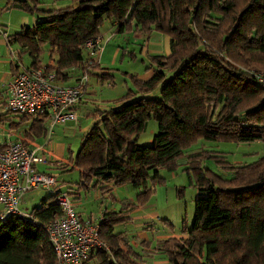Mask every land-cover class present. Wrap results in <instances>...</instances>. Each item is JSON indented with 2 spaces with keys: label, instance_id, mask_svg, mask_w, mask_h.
<instances>
[{
  "label": "trees",
  "instance_id": "1",
  "mask_svg": "<svg viewBox=\"0 0 264 264\" xmlns=\"http://www.w3.org/2000/svg\"><path fill=\"white\" fill-rule=\"evenodd\" d=\"M75 1L41 8V0H6L3 10L46 12L34 24H23L6 36L11 46L29 54L27 66L45 64L59 80L71 84L79 82L85 70L114 83L117 68L89 57L84 47L102 33L107 19L116 23L117 32L166 34L171 48L168 53H148V78L124 70L132 85L96 107L97 119L82 132L78 151L69 153L72 166L59 164L79 170L78 180L70 181L65 190L74 200L83 191L107 193L110 185L132 184L139 189L136 199L146 204L156 191L155 183L164 181L160 169L173 170L183 163L200 192L193 224L185 226L180 237L137 241L130 233L136 202L123 199L118 209L104 208L94 222L109 248L93 247L85 264H142L155 253L166 254L172 264H264V152L237 162L208 148L185 156L200 138L264 142V86L252 72L264 69V0ZM46 50L49 60L44 62ZM14 64L16 72L19 66ZM8 113L19 119L8 118ZM150 118L157 120L158 130L151 143L142 144L138 138ZM0 119L10 120L15 128L31 119L26 134H49L47 112L7 109ZM212 157H220L216 161L223 173L207 166ZM56 195L50 191L32 206L37 222L19 214L0 220V264L57 263L47 231V224L62 213ZM162 219L173 226L169 218ZM143 228L157 226L148 222Z\"/></svg>",
  "mask_w": 264,
  "mask_h": 264
},
{
  "label": "built area",
  "instance_id": "2",
  "mask_svg": "<svg viewBox=\"0 0 264 264\" xmlns=\"http://www.w3.org/2000/svg\"><path fill=\"white\" fill-rule=\"evenodd\" d=\"M1 22L7 23L5 19ZM18 29V28H17ZM6 34L7 31H4ZM104 34L89 38L84 47L89 57L98 59L104 49ZM11 53L14 52L10 45ZM19 69L5 84L6 107L17 113L49 114V134L57 123L78 121L79 114L74 106L85 95V84L90 73L85 70L79 82L67 83L57 78L55 70L45 64L25 65L19 56H14ZM257 81L264 86V70L252 69ZM38 146H31L26 139L18 138L0 149V220L10 214H19L29 221L37 222L30 210L21 207L23 196L38 187L55 192L62 213L47 224V231L56 252V264H85L93 247L109 248L99 235V225L90 219L82 220L75 201L67 190H60L57 177L36 167L38 162H47L46 153L38 154Z\"/></svg>",
  "mask_w": 264,
  "mask_h": 264
},
{
  "label": "rangeland",
  "instance_id": "3",
  "mask_svg": "<svg viewBox=\"0 0 264 264\" xmlns=\"http://www.w3.org/2000/svg\"><path fill=\"white\" fill-rule=\"evenodd\" d=\"M5 2L6 0H0V10H1L0 37L1 38L4 37L5 34L4 31H7V33H9L19 28L23 24L32 25L38 19V17H44L46 15V12L43 10H36L34 12H31L19 7H11L9 9L3 10V5L5 4ZM75 3H76L75 0H41L39 6L41 8H52V7H60ZM2 19H5L7 23L1 22ZM7 33L5 34V37ZM134 34H135L134 31H125V32L117 33L115 37L109 42L113 44H122L124 46V41L126 40V38ZM107 37L108 36L105 37V41ZM110 43H108L105 51V55L107 54L108 56V61H110L111 56H113V52L109 49ZM140 43H135L131 47V48H138L137 54H140V49H139V47H141ZM45 46L47 48L49 45L46 44ZM8 47H9L8 50L11 51L10 45ZM11 47L14 49V54H11L10 52V55L13 57L14 55H17L19 51L14 44ZM22 56L26 64H29L31 62V57L29 56L28 53L26 52L22 53ZM42 57L44 62H47L49 60V55L47 50L44 52ZM141 58L142 56L140 55L137 59L132 60L130 52L129 51L126 52L122 47V52L120 53L118 60L115 63L116 67L113 68H117L115 70V82L118 83L119 85L124 86L125 88L124 92L127 90L128 86L132 85V83L130 79L123 73V71L137 70L140 72L139 73L140 75L143 74L144 72L141 69V67H143ZM149 63L150 60L149 58H147L146 65H148ZM108 64L111 67L113 66L109 62ZM6 69H7V63L0 62V74H2ZM253 69H257V68H253ZM104 81L105 83L109 82L107 79H105ZM97 103L98 105H96V107H100L101 102H97ZM94 106L95 105L92 103V101H85L81 103L80 104L81 114L82 115L87 114L90 108H94ZM71 126L72 125H67V127H71ZM74 127H75V132H72V131H64V127L62 125L59 124L56 125L53 128L54 132H52L51 135L52 139L50 146H52L54 142L55 148H57V150L61 154H69L71 150L75 154L78 151L81 144V134L79 133V128L76 126ZM157 130H158L157 120L154 118H150L148 121L147 128L140 133L138 141L142 144L151 143L153 140V136L157 132ZM203 148L218 150L217 152H215L216 155H225L226 159L232 162H237V161L251 160L255 158L257 155L263 153L264 142L262 141L244 142V141H231V140L215 141V140L200 138L197 142H195L186 149L185 156H187L192 152L200 151ZM217 158L220 157L210 158L206 162V164L207 166L215 169L217 172L223 173V171L218 167V162L216 161ZM38 167L42 170L46 169L49 172L52 171V173L56 174L57 175L56 177H58L59 180L61 181L63 180L69 181L79 177V171L76 169L62 171L60 168H46L45 164L43 163H38ZM185 167H186L185 164L180 163L173 170H169L166 168L160 169V176L164 177V181L163 182L157 181L155 183L156 191L146 203V206L148 207L149 211H152L156 215V217H154L153 219L157 223V225L155 224L157 228H152L151 230H148V237H147L152 239L153 241L158 239V236L168 233L167 231L171 232V230L179 234H182L183 228L185 226L190 228L193 224L195 217L196 198L199 196L200 192L197 189V187L190 182L188 171L185 169ZM61 183L62 182H59V184L62 186ZM149 184H152L151 178L149 179ZM120 188L123 189L125 188L126 190L131 192V195H133V197L136 196V193L139 190L138 188L134 187L132 184H126L125 186H121ZM40 198H41L40 196L28 197L25 198L22 203H24L26 206L32 207L34 204L39 203ZM110 201H111V197L109 196L108 198L104 199L103 202L107 206H110L111 204ZM99 204L100 203L98 202L95 209L99 208ZM137 204L138 202H136V205ZM145 210L147 209L145 208ZM141 212L142 211H140V213ZM92 218L90 220L92 221L97 220L96 216H93ZM162 218H169L173 226L166 224ZM162 226L163 227L166 226L168 230L167 229H166L167 231L163 230ZM140 229L141 228L138 227V230H135L138 233L134 237L137 241H139L140 238L142 237V233L141 234L139 233V231H141ZM139 249H141V247H139ZM142 264H172V263L169 260V258L166 256V254L155 253L154 256L148 257L144 261H142Z\"/></svg>",
  "mask_w": 264,
  "mask_h": 264
},
{
  "label": "crops",
  "instance_id": "4",
  "mask_svg": "<svg viewBox=\"0 0 264 264\" xmlns=\"http://www.w3.org/2000/svg\"><path fill=\"white\" fill-rule=\"evenodd\" d=\"M115 28H116V23L113 20L107 19L106 23H105V27L101 33V34H104L105 36H111L110 39L105 42V46L103 49L104 53L102 51L101 55L99 57H97L99 59L100 63L104 66L111 67L108 64V62H109L110 64L113 65L112 67H116L115 63L117 62L118 57H119L120 53L122 52V47H123L126 52H128V51L130 52L132 60L137 59L140 55L142 56L141 62L143 64V67H141V69L143 70L144 73L141 75L139 74V75L143 78H148L152 74V69L148 68L149 64L146 65L147 64V58H149L148 53L149 52L150 53H168V52H170V48H171L170 47V37L167 35H164L163 33L157 32V31H153L148 35L141 33V32L134 31V33H135L134 35H131L130 37L126 38V40L124 41V46L122 44L110 43L109 41H111L117 33H121V32H117ZM148 36H149V38H148ZM108 43H110L109 49L113 52V56H111L110 61H108L107 54L105 55V51H106ZM135 43L141 44V47H139L140 54H137L138 48H131L133 46V44H135ZM9 45L10 44L7 42L5 34H4L3 38L0 37V62L1 63H7V69L2 74H0V113L5 112L8 109L6 107V96H7V94H6V91H4V86H5L6 82L8 81V79H10L13 76V74L16 70V68H15V70L13 68L15 66L14 60H13L15 55L13 57L10 55L11 51L8 50ZM18 51H19V53L17 54V56H19L21 58L22 62L25 65H27L24 62L22 53L20 52V49H18ZM131 51L135 52L134 58L132 57L133 54ZM145 52H146V54H145ZM102 53H103V55H102ZM11 54H14V52ZM87 55H88V53H87ZM106 64H108V65H106ZM135 71L140 73L137 70H135ZM72 84H74V83H72ZM85 88H86V90H85V95H84L83 99L80 100L74 106V108L77 110V112L79 114L78 121L70 120V121H67L65 123H57L53 126V128L59 124V125H62L64 127V131L75 132L74 126H76L79 128V133L82 134L83 131H86L87 129H89L91 127L93 122L97 119V115H99V111L96 110V105H98L97 102H101L100 107L104 106L106 104V101H108L110 99H114L118 95H121V93L123 94V92L125 90L123 85H119L116 82H114V83L106 82L105 83L104 80H101L97 76L92 75V74L89 75V80L87 81ZM85 101H92V103L95 106H94V108H90V110L87 114L82 115L80 104L85 102ZM7 117L10 119H13L15 121L19 119L18 116L15 115L14 113H8ZM10 122H11L10 120L3 121L0 119V144L6 145L11 140L23 138V139H26L31 146L36 145L39 147L37 149L38 154H43V153L47 154V156H48L47 162H38V163L45 164L46 168H60L62 171H65L66 170L65 168H62L61 166H59L60 163L68 164L69 167L72 166V163H70L68 160L69 154H61L57 150V148H55L54 142H53L52 146H50L51 139H52V136H51L52 133L50 134V140L48 138V134L46 137L40 136L38 138H34V137L26 134V130L28 129V127L31 124V119L22 121L20 123V126L17 128L11 126ZM67 125H72V126L67 127ZM53 128H52V132H54ZM4 148H0V149H4ZM54 160H57V163L53 162ZM38 163H36L37 169L42 170L38 167ZM75 169L78 170L77 167ZM43 170L48 171L46 169H43ZM54 175L57 176L56 174H54ZM78 178L79 177L74 178V179L69 180V181L68 180L61 181L57 177L59 189L64 190L70 181L78 180ZM59 182H62L61 183L62 186L59 184ZM110 187L112 188V190H111V192H107V193H102L99 189H93V190L85 191V192L83 191L79 198L74 199L75 204H76V208H77L79 214H81L85 219H91L93 216H96L98 219V218L102 217V215H103V210H104L103 207L107 208V209H118L120 207L123 199H129L132 201H136V202H138V204L136 205L133 212H131V216L133 217V220H132L133 221L132 222V227H133L132 229L133 230H131L130 233L132 235L136 236L138 233L135 230H138V227H140L141 231H139V233L140 234L142 233L141 238H147L148 237V230L143 228L144 224H148V222H151V223H154L157 225L156 221L153 219L154 217H156V215L152 211H149L146 204L140 203L136 199V197L134 196L135 197L134 198L133 195H131V192H129L125 188L123 189V188H120L116 185H110ZM50 191H52V190H50L49 188L38 187L32 191L27 192L23 196L21 203L23 202V200L25 198H28V197L40 196L42 198L43 196L49 194ZM111 193H113V194H111ZM109 196L111 197V201H110L111 204H110V206H107L103 201H104V199L108 198ZM98 202L100 203L99 208L95 209ZM21 207L24 209H27V210H31V208H32V207L26 206L24 203L21 204ZM145 208L147 210H145ZM140 211H142V212L140 213ZM147 218H150V219H147ZM162 228L165 231L168 230V228L166 226H164V227L162 226ZM162 228H160V229H162ZM167 232L168 233H166V234H162V235L158 236V238L166 237L169 235H175L177 237H180L181 235L185 234V233L179 234L173 230H171V232H169V231H167ZM90 264H95V262L91 261Z\"/></svg>",
  "mask_w": 264,
  "mask_h": 264
}]
</instances>
